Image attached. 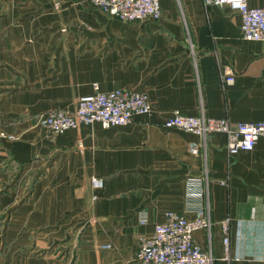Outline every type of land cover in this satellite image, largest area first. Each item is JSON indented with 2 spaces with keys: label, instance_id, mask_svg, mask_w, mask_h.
I'll return each instance as SVG.
<instances>
[{
  "label": "crops",
  "instance_id": "0c3cea01",
  "mask_svg": "<svg viewBox=\"0 0 264 264\" xmlns=\"http://www.w3.org/2000/svg\"><path fill=\"white\" fill-rule=\"evenodd\" d=\"M160 7L158 19L126 21L89 0H0V264H142L139 234L194 206L189 175L204 177L210 225L192 233L212 264H264V136L228 150L221 131L163 125L175 109L264 119V42L241 36L229 6ZM93 83L146 92L151 110L109 127L41 125Z\"/></svg>",
  "mask_w": 264,
  "mask_h": 264
},
{
  "label": "built area",
  "instance_id": "2783aa9c",
  "mask_svg": "<svg viewBox=\"0 0 264 264\" xmlns=\"http://www.w3.org/2000/svg\"><path fill=\"white\" fill-rule=\"evenodd\" d=\"M101 10L126 21L158 19L161 15L160 0H89ZM205 4L229 6L240 13V34L249 40L264 42V4L251 6L247 0H203ZM232 73H226L225 82H232ZM151 102L146 92L126 87L101 90L93 83V90L79 96L73 110L54 109L40 114L41 125L52 133H60L81 123L100 122L104 127L123 125L136 114H146ZM165 127H178L206 136L212 131H221L226 136L228 150H250L259 136H264V119L230 121L227 117L205 114H184L175 109L163 121ZM3 134V132H0ZM194 145V144H193ZM194 147V146H192ZM204 177L189 175L185 178V196L194 206L184 212L169 210L164 220L154 225L152 232L139 234L137 256L142 264H212L213 256L193 238V230L209 227L208 207L201 203ZM93 188L103 186V180L91 176ZM95 197V195H93ZM192 214V215H190ZM145 221L143 213L140 222ZM223 243L228 248V227L222 223ZM101 247L109 248L105 242Z\"/></svg>",
  "mask_w": 264,
  "mask_h": 264
}]
</instances>
